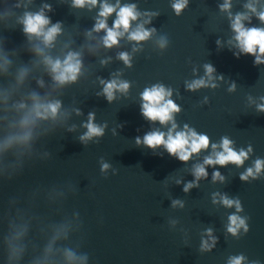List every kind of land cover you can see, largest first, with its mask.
<instances>
[{"label":"water","instance_id":"water-1","mask_svg":"<svg viewBox=\"0 0 264 264\" xmlns=\"http://www.w3.org/2000/svg\"><path fill=\"white\" fill-rule=\"evenodd\" d=\"M104 2L134 5L138 14L110 48L106 32L93 31ZM175 2L0 0V264H229L238 256L264 264V166L255 170L264 162V63L241 52L232 28L240 15L245 29H264V0H227L226 10L225 0H186L179 14ZM41 11L45 31L60 28L50 45L24 31L25 13ZM115 19L107 17L108 28ZM137 26L147 39L128 38ZM70 52L79 54L80 72L59 84L45 58L63 62ZM112 79L128 88L108 101L101 80ZM200 79L206 86L188 88ZM156 85L179 108L165 124L141 114V94ZM37 101H59L55 118L35 117ZM89 113L104 131L82 142ZM173 123V135L187 126L208 137V148L182 162L163 145L143 144L153 131L167 139ZM222 138L247 153L240 166L204 165ZM199 165L207 175L197 179ZM249 168L255 178L241 180ZM231 215L244 220L235 234L227 230Z\"/></svg>","mask_w":264,"mask_h":264},{"label":"clouds","instance_id":"clouds-1","mask_svg":"<svg viewBox=\"0 0 264 264\" xmlns=\"http://www.w3.org/2000/svg\"><path fill=\"white\" fill-rule=\"evenodd\" d=\"M97 4V0H73L74 7H84L88 5L94 7ZM186 0H176L172 5L174 11L179 14V12L185 7ZM47 7V5L45 6ZM222 9H227L229 7L227 0L221 6ZM251 8V5H248ZM119 8V11H117ZM134 5H125L123 7L119 6L117 2L116 5L109 4L107 2L100 4V11L94 25L93 31L104 30L106 35L103 38V44L105 47H112L118 43V38L121 37L124 32H127L130 26V20H135L137 18V13L134 11ZM255 11V9H252ZM113 12L116 13V19L113 21L112 28H108L106 20ZM246 17L237 15L232 23V28L236 32L234 39L238 42L237 46L240 48L242 53L250 54L255 56V63H264L261 60V56H264V29L251 28L245 29L241 24V20ZM259 19L264 22V12L259 14ZM23 23L25 25L24 31L29 34H35L36 36L43 37V42L45 45H50L55 39L56 34L59 32V25H53L48 28L47 31L44 30V26L49 23L48 19L44 16L43 11L36 14L25 13ZM121 29L123 31H121ZM150 35L149 31L144 30L142 26H137L136 30L129 33V39L133 41H142L148 38ZM166 41L161 40V47L164 46ZM219 43V42H218ZM78 53H68L63 62L59 59L53 61L50 58H45V63L49 66L50 72L52 73L53 80L59 84H64L66 82H74L77 75L80 72L81 62L78 59ZM119 58L128 63L129 57L126 53H120ZM206 73L209 74V79H211L210 74L214 71L211 65H205ZM103 85L102 94L104 97L111 101L113 99L114 90L126 91L128 84L126 82H118L115 79L110 81L101 80ZM201 86H206L204 79L193 81L188 85L190 90L197 89ZM214 87V85H213ZM171 95L170 91H166L163 86L156 85L150 89H145L141 94L142 104H141V114L149 121H159L160 124H165L171 121L172 113L178 112V106L171 100L166 99ZM35 99V98H34ZM23 107V105H21ZM60 107L59 101L40 103L35 102L33 104V113L35 117L47 119L49 117L55 118L58 109ZM260 110L264 111V106H260ZM79 114V112H77ZM94 114L89 113L88 121L82 124V127L86 128L87 131L80 137L82 142H87L93 137H99L103 135V127L96 125L94 122ZM23 124H28L29 119L26 117ZM176 125L173 123L172 128L169 129L167 133V139H165V133L159 131L149 132L143 137V144L149 148H155L157 146L163 145L169 155H174L176 158L182 162H186L192 154L198 153L202 149H207L209 145V139L206 135H197L193 130L188 129L185 126V131L175 132L173 135V130ZM71 130V129H70ZM29 134H25L22 138L27 140ZM136 143L140 144L141 139L136 138ZM231 141L227 138H222L219 152L214 151L213 156H208L204 159V165H220L224 166L228 163L236 164L240 166L243 160L247 158V153L240 151L237 153L230 147ZM217 146L212 145L213 150ZM264 166V162L257 160L255 162L256 173H259L261 167ZM109 168L107 163H101V172L106 171ZM207 173L203 165L196 166L194 169V176L199 179L201 177H206ZM248 176H254L253 169H247L245 174H242L240 179L247 180ZM217 178L223 179L219 172L213 173V180ZM192 187L191 184L185 186V191ZM221 203L226 207H231L234 203L239 210V202L230 200L225 196H221ZM174 204L177 201L173 202ZM244 225V220L236 215L229 216L228 232L235 234L237 229ZM245 230H247L245 228ZM243 260L242 256L232 258L229 264H241Z\"/></svg>","mask_w":264,"mask_h":264}]
</instances>
